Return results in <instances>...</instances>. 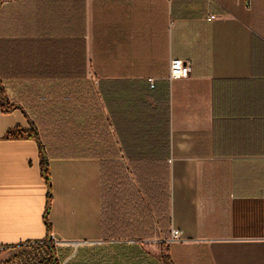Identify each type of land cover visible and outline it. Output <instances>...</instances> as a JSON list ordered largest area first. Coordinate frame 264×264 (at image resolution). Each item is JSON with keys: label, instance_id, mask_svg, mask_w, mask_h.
<instances>
[{"label": "crops", "instance_id": "obj_1", "mask_svg": "<svg viewBox=\"0 0 264 264\" xmlns=\"http://www.w3.org/2000/svg\"><path fill=\"white\" fill-rule=\"evenodd\" d=\"M0 79L19 107L0 106V249L45 241L48 219L65 264H264V0H0ZM32 124L48 218L38 142L7 138ZM116 164L149 238L104 239ZM133 169L166 185L164 231Z\"/></svg>", "mask_w": 264, "mask_h": 264}, {"label": "trees", "instance_id": "obj_2", "mask_svg": "<svg viewBox=\"0 0 264 264\" xmlns=\"http://www.w3.org/2000/svg\"><path fill=\"white\" fill-rule=\"evenodd\" d=\"M0 106L4 113H10L18 109V105L12 104L6 94V89L0 79ZM8 139H33L40 146V158L42 175L48 185L47 218L52 206V184L49 168L48 153L42 144L38 129L34 124L29 130L17 128L7 135ZM143 194L148 198L156 212L160 228L164 231L163 223L168 221L167 188L166 185L152 181L146 169H133ZM140 194L135 190L129 179L128 170L116 164L110 172L104 173V239H146L154 235V227H147L150 222V213L143 206ZM135 216L142 217V227H132ZM117 225L114 227V225ZM147 224V225H146ZM149 226V225H148ZM48 237L40 243H28L3 250H11L19 247H31L23 251L19 256L2 264H61L58 250L52 239V227L47 219Z\"/></svg>", "mask_w": 264, "mask_h": 264}, {"label": "built area", "instance_id": "obj_3", "mask_svg": "<svg viewBox=\"0 0 264 264\" xmlns=\"http://www.w3.org/2000/svg\"><path fill=\"white\" fill-rule=\"evenodd\" d=\"M218 1V0H215ZM246 2V6L248 8L252 7V0H244ZM217 17L211 16L209 18L210 21L216 20ZM192 74V66L191 63L183 61V60H173L170 66V75L169 79L173 80H182L188 79ZM151 88H155V81L153 79L149 80ZM182 241V233L178 230H173L171 235V242L177 243ZM3 249H0L2 251Z\"/></svg>", "mask_w": 264, "mask_h": 264}, {"label": "rangeland", "instance_id": "obj_4", "mask_svg": "<svg viewBox=\"0 0 264 264\" xmlns=\"http://www.w3.org/2000/svg\"><path fill=\"white\" fill-rule=\"evenodd\" d=\"M56 245V244H55ZM32 247V246H31ZM31 247H19V248H15V249H11V250H2L0 251V264L12 260L13 258L19 256L23 251L25 250H29L31 249ZM56 248L58 249V247L56 246ZM58 256L60 258L61 264H65V257H63V255H59Z\"/></svg>", "mask_w": 264, "mask_h": 264}]
</instances>
